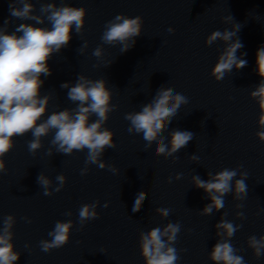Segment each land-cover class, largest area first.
Instances as JSON below:
<instances>
[{"label": "water", "instance_id": "water-1", "mask_svg": "<svg viewBox=\"0 0 264 264\" xmlns=\"http://www.w3.org/2000/svg\"><path fill=\"white\" fill-rule=\"evenodd\" d=\"M31 2L39 14L41 4L52 0ZM62 2L86 8V23L83 34L73 29L68 46L49 60L52 74L42 77V95H52L48 114L75 107L62 83L75 82L79 74L103 78L113 92L112 103L119 106L104 125L114 132L116 147L104 151L105 168L100 169L85 164L87 150L64 155L53 147L52 155H47L52 133L42 138L43 147L35 156L28 150L31 133L14 138L13 149L4 157L7 171L0 173V228L5 216H15L13 243L20 253L15 264H145L140 232L169 222L181 224L174 244L180 256L177 264H213L209 254L219 239L215 225L223 213L225 220L241 225L231 238L237 255L243 256L245 264H264V254L257 259L247 244L250 236H264V142L256 136L259 106L250 97L260 80L255 61L258 48L264 46V0H55L57 6ZM9 3L0 0V25L10 18ZM120 14L143 20L141 35L124 53L119 45L101 41L106 22ZM24 22L34 23L11 18L9 32ZM236 25L239 30L233 41L239 39L243 45L237 56L247 66L234 68L218 82L210 73L225 44L218 40L206 46L205 40L213 31H233ZM43 26L50 27L47 22ZM85 41L88 46L80 53ZM98 46L103 49L101 58L93 55ZM161 86L188 100L163 133L165 143L174 129L194 133L186 147L167 158L153 155L155 142L146 149L142 134L129 133L130 122L124 118L151 102ZM193 155L199 160H191ZM238 166L248 174L246 197L238 201L229 193L222 210L200 215L210 200L195 187L192 176L206 180L209 172ZM85 167L88 171L81 175ZM40 173L52 180L50 191L58 186L56 176L63 174L66 183L60 192L45 196L37 183ZM141 192L145 197L140 198L139 211L133 212ZM96 201L99 217L81 227L80 207ZM156 208L171 211L161 218ZM239 211L242 219L236 216ZM69 220L73 222L69 242L42 251L39 242L51 239L48 233L55 223Z\"/></svg>", "mask_w": 264, "mask_h": 264}, {"label": "clouds", "instance_id": "clouds-1", "mask_svg": "<svg viewBox=\"0 0 264 264\" xmlns=\"http://www.w3.org/2000/svg\"><path fill=\"white\" fill-rule=\"evenodd\" d=\"M10 18L0 25V173L7 171L4 157L13 149L14 138L31 133L32 139L28 141V150L35 156L36 152L43 147L42 138L53 134L50 147L46 154L52 155L54 147L57 153L71 155L74 151L87 150L85 164H96L100 169L105 168L101 156L106 149L115 148L114 132L104 127L109 119V113L119 106L112 103L113 92L107 86L105 79H90L79 74L75 82H64L60 85L67 89V99L75 107L49 112V103L52 95L43 94L42 87L45 80L52 74L49 60L54 54H58L66 48L72 38L73 29L77 35H82L86 23L87 9L84 7L71 6L61 3L57 6L55 0L43 3L36 14L35 5L31 0H10ZM11 18L21 21H33L34 23H20L13 31L9 32L8 25ZM47 22L49 26H43ZM143 20L137 16L127 17L123 14L116 15L106 22L101 35L103 44L120 46V52H127L135 45V38L141 35ZM239 30H216L207 36L206 46H212L216 41H223L225 47L219 54L210 75L216 81L224 79L227 73L235 68L242 69L247 66V61L237 56V51L243 47L241 41L233 37ZM169 32L175 29L169 28ZM88 46L87 41L79 48L80 53ZM103 49L98 46L93 55L101 58ZM242 55L246 56V53ZM256 74L260 77L255 89L250 92V97L257 102L260 115L258 118L257 138L264 142V46L256 52ZM188 103L187 98L175 92L172 88L161 86L151 102L141 106L140 111L125 114V120L130 122L129 133L142 134L147 142L145 148H152L154 156L173 157L180 149L187 146L193 140L194 133L191 131L174 129L168 133L170 139L165 143L163 133L168 129L172 119L177 115L182 105ZM47 114V115H46ZM95 117L94 120H91ZM198 161L199 157H190ZM236 169L224 168L217 173H208V178L201 179L199 175H193L192 183L198 189H203L210 203L206 204L201 212L202 216H209L213 211L224 208V197L232 193L235 200H243L248 192L245 183L248 178L246 172ZM108 168L112 172H118L114 166ZM88 168L81 170V175L86 174ZM239 173L240 178H236ZM181 174L175 179L179 180ZM58 186L50 191L52 180L40 173L37 183L43 189V195L51 196L53 192H60L66 183L63 174L56 176ZM169 183L172 178L169 177ZM143 192L139 193L135 200L133 212L139 211ZM99 201L83 204L79 209V221L81 227L89 221L99 217L96 208ZM105 208L108 204L105 203ZM242 208V204H237ZM168 208H156L155 212L161 218H167L170 214ZM71 216V212L65 213ZM223 213L220 221L215 225L217 239L209 254L213 264H245L244 258L237 255L239 251L233 247L231 238L241 227L224 219ZM236 216L243 218L242 212ZM24 219L27 220V217ZM31 223V221H28ZM16 218L7 215L3 218V227L0 228V264H15L20 258V253L14 250L12 231ZM73 227L71 220L57 221L54 228L48 233L50 240H41L40 248L44 252L63 247L69 242ZM181 230L179 222L167 223L162 228L157 226L151 230L139 234L140 254L145 264H177L180 256L174 244ZM248 247L253 250L254 256L259 259L264 254V236L257 238L250 236L247 241ZM27 247V245H25ZM183 251V250H182Z\"/></svg>", "mask_w": 264, "mask_h": 264}]
</instances>
